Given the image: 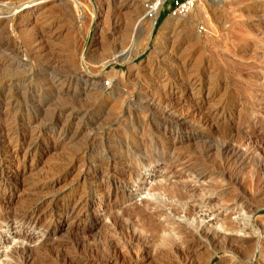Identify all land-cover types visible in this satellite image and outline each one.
I'll use <instances>...</instances> for the list:
<instances>
[{"label": "rangeland", "instance_id": "obj_1", "mask_svg": "<svg viewBox=\"0 0 264 264\" xmlns=\"http://www.w3.org/2000/svg\"><path fill=\"white\" fill-rule=\"evenodd\" d=\"M143 1L0 20V128L26 136L18 164L0 140V197L20 194L0 205V264H264V0H196L156 30ZM102 178L125 194L103 214ZM33 199L46 233L3 218Z\"/></svg>", "mask_w": 264, "mask_h": 264}, {"label": "bare ground", "instance_id": "obj_2", "mask_svg": "<svg viewBox=\"0 0 264 264\" xmlns=\"http://www.w3.org/2000/svg\"><path fill=\"white\" fill-rule=\"evenodd\" d=\"M46 0H31L27 3H23L20 6H18L17 9H15L14 7H11L9 5L8 9L3 15L1 16L0 20H7V21H11L12 23L15 22L17 19H19L20 17H22L24 14H33L34 11L37 10V8H44L45 5H42L43 3H45ZM156 2V4L158 5V7L160 6V4L162 3L163 0H154ZM22 19V18H20ZM150 22V28L152 27V24L154 22L153 19H151ZM112 60H114V58H111L109 60H107L106 62H111ZM199 108V107H198ZM7 125V124H6ZM32 138V136H31ZM35 138V137H34ZM26 139V136L24 135V133H18V132H13L11 129H5V128H0V140L2 141L3 145L6 146L5 149V157L6 159H9L11 162H16V164L20 163L19 159V155H20V150L22 148V145L24 143ZM30 139V138H29ZM28 139V140H29ZM178 142V141H177ZM1 143V142H0ZM175 144V143H174ZM33 145V143L31 144ZM30 144H27L26 148L23 151V155L22 157H24L25 155H28L30 152ZM174 146V145H173ZM2 153V152H1ZM4 154V153H3ZM2 156V155H1ZM0 156V163L3 160V157ZM19 159V160H18ZM259 160V159H258ZM13 173L16 174V176H21L23 175V173L25 172L24 170L19 169V166L15 167L14 171H12ZM124 173V172H123ZM88 174V173H87ZM94 174V173H93ZM80 175V174H79ZM86 175V174H85ZM91 176V175H90ZM84 178V176H82ZM87 177V175H86ZM86 179V178H85ZM84 179V181H85ZM96 179V178H95ZM82 180V179H81ZM93 182V181H92ZM84 183V182H83ZM94 183V182H93ZM98 186H106V190H107V199H101L99 200V207L96 209L97 211L102 212V214L104 212H109V210H111V208L115 207V199L118 197V194H120V197H125V194L123 191H119L120 193H116V191H112L111 190V183L108 180H103V178L99 181L96 182ZM92 186V185H91ZM90 186V187H91ZM92 189V188H91ZM82 190V189H81ZM86 190V189H85ZM94 190V189H93ZM97 190V189H96ZM100 190V189H99ZM87 191V190H86ZM80 192V191H79ZM84 192V191H83ZM82 192V193H83ZM95 192V191H94ZM97 192V191H96ZM103 192V191H102ZM263 192V191H262ZM264 193V192H263ZM262 193V194H263ZM88 194V193H87ZM20 195L19 193L16 192V189H11V191L5 195L0 197V205H3L5 207V205L10 204L9 202L14 198V196ZM79 195V194H78ZM84 195V193L82 194V196ZM73 196V195H72ZM82 196L80 195L77 199H73V198H67L68 200L64 203L60 205V213L62 215V219H61V223L63 222H69L70 223V227L73 226V222H74V227L76 226L78 222V220H80V218L86 214L87 212V206L88 203L90 201V198H86V196L84 198H82ZM110 196H114V199L112 201L109 200ZM101 197V196H100ZM32 199V198H31ZM39 199V198H38ZM36 199L32 202H29L28 204H26V206H24V209H20L19 211L16 212H9L7 213V211L5 213H3V218H12L13 220H16L20 223L26 224L30 227H35L37 229H41L43 231V233H46L47 231V226L44 227V223L41 222L42 219V210L40 209V205H39V200ZM249 205V204H248ZM262 205L264 206V203H262ZM8 206V205H7ZM244 207V206H243ZM55 208V207H54ZM58 208V207H57ZM4 209V208H3ZM7 209V207L5 208ZM9 210V207L8 209ZM44 210V209H43ZM4 211V210H3ZM2 211V212H3ZM96 211V212H97ZM251 208L249 209V207L245 208V212H250ZM57 213V212H56ZM98 213V212H97ZM45 215V214H44ZM88 217V216H86ZM97 219H99V217H97ZM44 221V220H43ZM262 221V220H261ZM98 222V221H97ZM49 224V223H48ZM47 225V224H46ZM263 225L264 224H260ZM70 229V228H69ZM90 229V228H89ZM261 229L264 230V227H262ZM260 229V230H261ZM69 231V230H68ZM85 233V232H84ZM53 234V232H52ZM223 234V233H222ZM228 235V234H226ZM214 236L216 237H220L221 234L218 232H214ZM224 237L227 238V236L223 235ZM209 237V236H208ZM212 237V236H211ZM223 237V238H224ZM234 237V236H233ZM214 239V238H213ZM217 239V238H216ZM258 239V238H257ZM53 240V239H52ZM233 240V239H232ZM248 240V239H246ZM245 240V241H246ZM250 240V239H249ZM55 242V240H53ZM230 242V241H229ZM234 242V241H232ZM235 243V242H234ZM225 245V243H224ZM240 245V244H239ZM219 246V244H218ZM39 248V247H38ZM31 249H29V247H22L20 249V253L21 252H28ZM27 254V253H26ZM30 254V253H28ZM24 255V254H23ZM28 259V257H26ZM26 259V261H27Z\"/></svg>", "mask_w": 264, "mask_h": 264}, {"label": "built area", "instance_id": "obj_3", "mask_svg": "<svg viewBox=\"0 0 264 264\" xmlns=\"http://www.w3.org/2000/svg\"><path fill=\"white\" fill-rule=\"evenodd\" d=\"M195 4L196 0H163L158 7L154 0H145L143 8L147 19L156 20L161 15L160 12H164L165 9L171 16H181L192 10Z\"/></svg>", "mask_w": 264, "mask_h": 264}, {"label": "trees", "instance_id": "obj_4", "mask_svg": "<svg viewBox=\"0 0 264 264\" xmlns=\"http://www.w3.org/2000/svg\"><path fill=\"white\" fill-rule=\"evenodd\" d=\"M163 19H164V15L161 14V15L158 17L157 21H156L155 30H156L157 27L160 25V23L163 21Z\"/></svg>", "mask_w": 264, "mask_h": 264}]
</instances>
